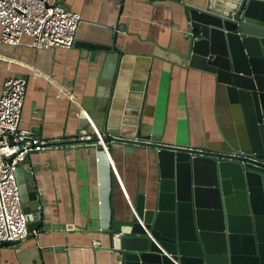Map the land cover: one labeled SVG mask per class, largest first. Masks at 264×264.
Listing matches in <instances>:
<instances>
[{
	"label": "crops",
	"instance_id": "1",
	"mask_svg": "<svg viewBox=\"0 0 264 264\" xmlns=\"http://www.w3.org/2000/svg\"><path fill=\"white\" fill-rule=\"evenodd\" d=\"M60 3L81 18L72 48L35 49L26 36L21 45L0 44V95L7 79L26 81L20 128L62 143L98 130L92 113L118 54L129 65L122 72L126 91L140 97V123L160 143L221 153L243 139L247 122L225 85L183 58L191 32L182 3ZM16 172L20 180L31 173L40 204L39 224L31 230L39 234L1 243L0 264H118L111 223L131 220L139 197L148 206L160 179L153 149L115 143L31 153Z\"/></svg>",
	"mask_w": 264,
	"mask_h": 264
},
{
	"label": "water",
	"instance_id": "2",
	"mask_svg": "<svg viewBox=\"0 0 264 264\" xmlns=\"http://www.w3.org/2000/svg\"><path fill=\"white\" fill-rule=\"evenodd\" d=\"M175 1L191 32L184 60L216 75L248 130L221 153L160 143L140 123V97L124 87L129 65L115 54L92 115L108 147L153 149L160 179L148 206L139 197L131 220L111 223L110 249L118 264H264V0ZM19 182L23 211L37 212L31 173Z\"/></svg>",
	"mask_w": 264,
	"mask_h": 264
},
{
	"label": "built area",
	"instance_id": "3",
	"mask_svg": "<svg viewBox=\"0 0 264 264\" xmlns=\"http://www.w3.org/2000/svg\"><path fill=\"white\" fill-rule=\"evenodd\" d=\"M60 1L0 0V44L21 45L26 36L30 38L28 45L35 49L72 48L81 18L65 9ZM25 91V79L11 77L0 95V244L20 242L39 234L38 230L28 231L27 225L40 219V210L29 214L23 211L15 175L16 168L29 154L89 145L108 149L97 129L83 131L73 141L62 143L20 128Z\"/></svg>",
	"mask_w": 264,
	"mask_h": 264
},
{
	"label": "rangeland",
	"instance_id": "4",
	"mask_svg": "<svg viewBox=\"0 0 264 264\" xmlns=\"http://www.w3.org/2000/svg\"><path fill=\"white\" fill-rule=\"evenodd\" d=\"M16 169H17V168H16ZM17 171H18V170H17ZM18 173H19V172H16V171H15V174H17V176H19ZM17 182L20 183V182H19V179L17 180Z\"/></svg>",
	"mask_w": 264,
	"mask_h": 264
}]
</instances>
